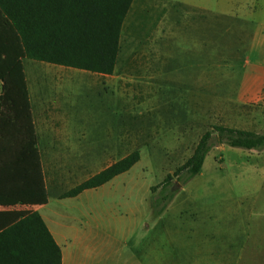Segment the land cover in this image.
Masks as SVG:
<instances>
[{
	"label": "rangeland",
	"instance_id": "rangeland-1",
	"mask_svg": "<svg viewBox=\"0 0 264 264\" xmlns=\"http://www.w3.org/2000/svg\"><path fill=\"white\" fill-rule=\"evenodd\" d=\"M263 22L264 0H132L111 75L76 68L63 69L61 78L49 74L63 128L84 130L87 140L101 139L91 135L105 129L125 135V152L88 144L89 153H72L79 167L63 175V188L102 169L109 157L137 150L139 159L91 203L124 209L134 234L156 225L158 264H264V147L218 143L213 130L220 124L264 132V95L249 54ZM23 65L29 81L46 77L30 74L31 65L58 68L28 58ZM206 130L212 146L201 170L183 185L173 175L175 193L157 211L158 184Z\"/></svg>",
	"mask_w": 264,
	"mask_h": 264
},
{
	"label": "trees",
	"instance_id": "trees-1",
	"mask_svg": "<svg viewBox=\"0 0 264 264\" xmlns=\"http://www.w3.org/2000/svg\"><path fill=\"white\" fill-rule=\"evenodd\" d=\"M132 0H0V109L8 106L17 113L18 132L27 137L29 151L21 158L34 161L23 171L0 170L2 175L22 178L24 183H0V204L43 203L47 199L36 139L29 113V102L22 60L47 63L111 74L119 52V33ZM16 110L18 112H16ZM23 110V113L22 111ZM23 115V116H22ZM4 112H0V136L5 135ZM216 141L232 147L261 149L264 132L214 125ZM212 132L199 137L190 156L158 184L163 210L175 191L172 176L181 185L201 170L211 149ZM1 144V143H0ZM24 149V147H22ZM25 150V149H24ZM6 155L1 153L0 156ZM139 159L134 150L93 174L65 193L72 196L97 187L128 170ZM4 173V174H3ZM3 178V176L1 177ZM153 189V187H151ZM159 209V210H158ZM0 264H61V251L36 211L0 212Z\"/></svg>",
	"mask_w": 264,
	"mask_h": 264
},
{
	"label": "crops",
	"instance_id": "crops-1",
	"mask_svg": "<svg viewBox=\"0 0 264 264\" xmlns=\"http://www.w3.org/2000/svg\"><path fill=\"white\" fill-rule=\"evenodd\" d=\"M261 25L264 28V22ZM249 54H253L252 59L254 58L253 61H255L254 71L251 73L257 81L255 87L264 95V32L256 34L251 39ZM250 61L248 56L245 65H248ZM54 67L29 66L30 74L40 72L46 76V79L43 76H30L29 81L23 65L29 113L36 139L34 148L38 154L47 199L43 203L0 204V212L36 211L60 248L61 264H158L159 256L156 246L158 227L156 225L139 226L143 234L142 232L134 234L132 227L126 225L124 209H95L91 203L95 196H100L98 191L113 187V181L119 174L97 187L84 189L72 196L65 195L67 191L93 175L83 177L81 181L63 188L62 182L65 179L63 175L69 173L70 169L77 168L79 162L71 154L89 153L86 146L88 144H99L98 146L108 153L119 152L120 147L122 152H125V135L123 132L120 134L118 131L105 129L100 134L91 135L101 139L87 140L86 138L90 135L86 131L63 128L66 116L59 114L61 103L54 92L53 86L56 83L51 81L49 74L58 75L61 78L63 69L72 67L63 65ZM65 72L69 74L67 76H70L68 71ZM87 72L104 76L113 73L103 74L91 71L85 73ZM1 88L0 82V93ZM7 104L8 106L0 109L7 119L4 128L6 137L0 136V154H6L0 156V170H13L15 167L23 171V168H29L30 163L32 167L36 163L25 157L21 158V151L31 149L28 148L27 137L17 131L19 125L17 113L9 108V102ZM21 111L23 113V110ZM124 156L125 154L122 157ZM108 159L106 162L109 163L102 169L116 161L111 162L110 157ZM80 162V167L85 168V164H82L84 161ZM2 176L0 183L9 185L24 183L22 178ZM151 233H154L153 238ZM147 234L149 236L146 237ZM132 241L135 243L132 244ZM152 241L154 247H152Z\"/></svg>",
	"mask_w": 264,
	"mask_h": 264
}]
</instances>
